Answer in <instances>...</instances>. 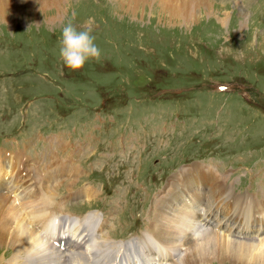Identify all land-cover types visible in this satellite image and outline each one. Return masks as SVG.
I'll list each match as a JSON object with an SVG mask.
<instances>
[{
	"label": "rangeland",
	"instance_id": "1",
	"mask_svg": "<svg viewBox=\"0 0 264 264\" xmlns=\"http://www.w3.org/2000/svg\"><path fill=\"white\" fill-rule=\"evenodd\" d=\"M62 1L0 0V143L8 145L0 148H27L18 149L26 155L19 168L33 170L30 185L43 184L41 165H49L50 157L79 167L76 159L85 152L76 181L78 173L71 172L58 176L63 182L49 179L48 187L59 196L69 190L67 197L78 195L70 189L83 194L89 187L92 196L68 200L64 213L94 218L90 231L101 230L109 240L103 246L113 254V242L142 243L156 213L154 194L168 173L177 175L194 160L228 177L236 193L256 195L264 204V0H135L131 8L122 0ZM186 7L195 14L184 22L178 17ZM73 13L78 29L94 21L101 50L98 61L75 71L58 54L61 28ZM218 83L232 87L216 91ZM64 134L90 143L63 142ZM78 142L88 144L81 149ZM43 146L33 158L28 155ZM141 152L146 158L140 161ZM83 246L75 253H87ZM14 248L0 243V264L18 256Z\"/></svg>",
	"mask_w": 264,
	"mask_h": 264
},
{
	"label": "bare ground",
	"instance_id": "2",
	"mask_svg": "<svg viewBox=\"0 0 264 264\" xmlns=\"http://www.w3.org/2000/svg\"><path fill=\"white\" fill-rule=\"evenodd\" d=\"M32 1L35 0H14L15 3ZM134 1L122 0L127 8H131ZM46 2L58 6L63 1ZM193 12L186 7L178 18L187 22V17L192 18L195 14ZM172 16L176 17L175 14ZM25 156L23 150L8 152L0 148V187H5L0 188V192L12 191L6 197L0 193V243L14 246L18 255L9 259V264H30L29 258L34 259L36 264H206L212 259L264 264V239L259 237L264 232V224H260L264 220V204L260 203L256 195L236 193L227 183L228 177L195 163L175 175L168 183L169 188H164V194L157 196L151 206V209H156V213L144 231L142 243L120 242L116 246L113 242L110 246L112 249L109 247L116 251L113 254L108 252V248L105 249L106 244L103 246L109 240L98 232L87 253H75L77 246L82 247L90 237L88 228L83 226L86 222L82 220V224L64 230L69 224L66 218L53 216L59 211V203L54 204L53 200L57 196L47 184L51 178L57 180L58 176L68 177L71 172L79 173V167L67 162V159L60 162L58 157H50L49 165H41L47 177L42 188L36 190L38 187L30 185L34 182L33 173L29 169L19 168ZM52 162L57 163V167L54 168ZM41 175L36 174L40 178ZM88 188L82 191L90 197L92 194ZM38 191L44 193L38 194ZM70 192L71 195L82 193L80 190ZM10 198L12 201L14 199L13 204ZM19 200L21 202L17 204L21 203V207L17 208L16 201ZM160 202L164 203L158 204ZM163 207L166 209L163 210ZM241 210L248 212L244 214ZM55 217L58 220L56 229L52 231L50 223ZM65 233L74 235V239L68 238ZM51 237L64 239L65 248L62 250L50 245L48 238ZM21 255H24L23 258Z\"/></svg>",
	"mask_w": 264,
	"mask_h": 264
},
{
	"label": "clouds",
	"instance_id": "3",
	"mask_svg": "<svg viewBox=\"0 0 264 264\" xmlns=\"http://www.w3.org/2000/svg\"><path fill=\"white\" fill-rule=\"evenodd\" d=\"M75 13L61 28L58 54L63 63L73 71L79 70L92 59L99 60L101 50L92 34L94 21L90 18L82 29L74 24Z\"/></svg>",
	"mask_w": 264,
	"mask_h": 264
}]
</instances>
